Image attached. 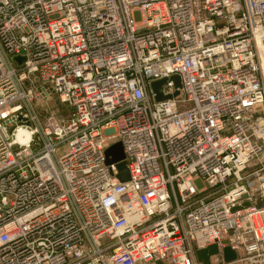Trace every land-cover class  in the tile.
Instances as JSON below:
<instances>
[{
	"label": "built area",
	"instance_id": "obj_1",
	"mask_svg": "<svg viewBox=\"0 0 264 264\" xmlns=\"http://www.w3.org/2000/svg\"><path fill=\"white\" fill-rule=\"evenodd\" d=\"M50 95L66 120L36 118ZM210 246L209 264H264V0H0V264Z\"/></svg>",
	"mask_w": 264,
	"mask_h": 264
},
{
	"label": "water",
	"instance_id": "obj_2",
	"mask_svg": "<svg viewBox=\"0 0 264 264\" xmlns=\"http://www.w3.org/2000/svg\"><path fill=\"white\" fill-rule=\"evenodd\" d=\"M14 61L17 62L18 65L21 64L22 58L15 57ZM167 79H160L158 81H154L150 83V89L154 94V100L156 102H161L167 99H171L178 95L177 89L180 87V81L177 76L171 77L169 81L173 83L174 89L176 90L173 95L163 96L161 93L162 86L167 82ZM105 163L106 164H116L117 169V179L119 182H127L129 180V173L126 167V163L124 162V154L123 149L120 143H115L108 147L105 150ZM244 206H247L244 205ZM223 261L225 263L231 262L236 259V254L230 248L226 247L223 249ZM217 254L216 246H210L205 249L199 250L195 253L196 259L202 264H209V258L213 255Z\"/></svg>",
	"mask_w": 264,
	"mask_h": 264
},
{
	"label": "rangeland",
	"instance_id": "obj_3",
	"mask_svg": "<svg viewBox=\"0 0 264 264\" xmlns=\"http://www.w3.org/2000/svg\"><path fill=\"white\" fill-rule=\"evenodd\" d=\"M30 86L32 92L37 95L39 91L37 90L34 92L37 89L36 81L33 80V83L30 84ZM34 107L35 116L42 123H45L51 114L59 120H66L69 115L67 106L62 104L55 95H50L47 99L37 98Z\"/></svg>",
	"mask_w": 264,
	"mask_h": 264
}]
</instances>
